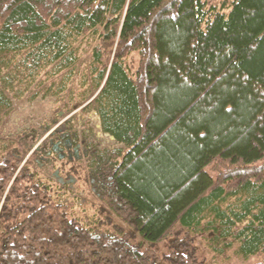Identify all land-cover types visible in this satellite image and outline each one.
Returning a JSON list of instances; mask_svg holds the SVG:
<instances>
[{"label": "trees", "instance_id": "16d2710c", "mask_svg": "<svg viewBox=\"0 0 264 264\" xmlns=\"http://www.w3.org/2000/svg\"><path fill=\"white\" fill-rule=\"evenodd\" d=\"M85 44L84 99L99 91L89 106L124 146L85 139L110 213L80 217L37 177L49 140L23 162L0 139V264H206L204 231L264 264V0H0V126L6 90L61 76L62 94Z\"/></svg>", "mask_w": 264, "mask_h": 264}, {"label": "rangeland", "instance_id": "374dc122", "mask_svg": "<svg viewBox=\"0 0 264 264\" xmlns=\"http://www.w3.org/2000/svg\"><path fill=\"white\" fill-rule=\"evenodd\" d=\"M219 1L215 0L218 3ZM97 42L94 40L92 44ZM91 46L85 44L87 51L82 54L77 64L76 74L62 94L54 93L55 89H59L61 76L31 86L22 97L16 96L13 90H6V94L11 98L12 108L0 126V139L14 141L16 151L23 162L34 158V151L44 145L51 130L57 126L63 127L65 123H68V126L79 136L98 143L102 148L124 149V146L118 143L112 135L102 130L97 109L89 106L99 91L91 94L88 99H84L86 88L82 83L90 79ZM86 162L83 159L72 162V166L67 165L68 175L77 179V184L67 188L68 193L65 198L67 200L77 199L74 210L78 216L89 217L88 219L92 221H97V219L105 221L110 211L96 191L92 190ZM60 163L61 161H57V165ZM33 168L38 178L51 179L53 185L57 184L54 168L45 169L36 165H33ZM98 225V222L92 224L96 227ZM102 228H112V225L102 223ZM195 237L199 255L206 264H254L262 259V256L258 255L249 257L241 255L237 252V244L226 248L224 253L214 251L210 245L212 237L210 231L197 233ZM134 240L141 241L142 239L136 236ZM167 247V239L158 242L156 246L160 251H166Z\"/></svg>", "mask_w": 264, "mask_h": 264}, {"label": "flooded vegetation", "instance_id": "af4514ba", "mask_svg": "<svg viewBox=\"0 0 264 264\" xmlns=\"http://www.w3.org/2000/svg\"><path fill=\"white\" fill-rule=\"evenodd\" d=\"M49 140L50 148L47 152L49 160L46 164H41V167L45 169L54 168V177L57 183L61 184L66 188H70L77 184V179L72 175H68L69 170L67 165L74 161L85 159L88 167V173L90 176V184L93 191H96L98 196L101 193L97 190L98 181L94 177L93 169L89 166V156L85 146V139L79 136L73 129L65 123L63 127L57 126L51 130ZM57 161H61L57 165ZM56 171L59 175H55ZM71 171V169H70Z\"/></svg>", "mask_w": 264, "mask_h": 264}, {"label": "water", "instance_id": "95a60500", "mask_svg": "<svg viewBox=\"0 0 264 264\" xmlns=\"http://www.w3.org/2000/svg\"><path fill=\"white\" fill-rule=\"evenodd\" d=\"M55 175H59V172H58V171H56Z\"/></svg>", "mask_w": 264, "mask_h": 264}]
</instances>
